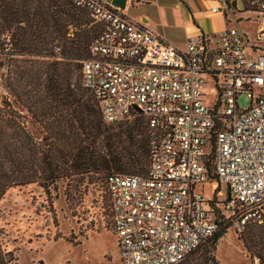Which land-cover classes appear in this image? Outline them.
<instances>
[{
  "label": "built area",
  "instance_id": "1",
  "mask_svg": "<svg viewBox=\"0 0 264 264\" xmlns=\"http://www.w3.org/2000/svg\"><path fill=\"white\" fill-rule=\"evenodd\" d=\"M71 1L101 26L80 72L103 122L142 115L150 140L146 171L108 173L105 198L96 195L82 227L70 233L110 232L120 264H178L215 232L214 208L238 233L264 221V56L252 55L247 35L229 26L233 0H212L224 28L189 38L185 49L108 1ZM243 3L264 40V0ZM206 76L218 94L212 104L204 102ZM240 94L249 100L245 108ZM209 162L217 180L209 179ZM206 182L209 200L198 190ZM221 184L226 198L218 201Z\"/></svg>",
  "mask_w": 264,
  "mask_h": 264
},
{
  "label": "trees",
  "instance_id": "2",
  "mask_svg": "<svg viewBox=\"0 0 264 264\" xmlns=\"http://www.w3.org/2000/svg\"><path fill=\"white\" fill-rule=\"evenodd\" d=\"M95 24L71 0H0V79L7 92L0 96V200L10 187L33 182L48 192L58 180L76 175L101 173L104 179L111 172L146 171L145 118L106 124L82 84L81 61L101 30ZM207 166L209 179L217 180L212 162ZM214 210L217 228L204 243L213 249L230 227ZM240 240L250 264H264V221L247 226ZM14 259L0 227V264ZM208 259L218 264L212 253Z\"/></svg>",
  "mask_w": 264,
  "mask_h": 264
},
{
  "label": "rangeland",
  "instance_id": "3",
  "mask_svg": "<svg viewBox=\"0 0 264 264\" xmlns=\"http://www.w3.org/2000/svg\"><path fill=\"white\" fill-rule=\"evenodd\" d=\"M232 10H226L229 26L247 35L248 42L245 43L252 55L264 56V40L256 38L259 26L256 17L246 10ZM253 46L258 49L253 50ZM2 71L6 73L7 68ZM205 78L204 102L212 104L218 94L212 79ZM2 94L7 92L0 79V96ZM237 104L247 107V96L240 94ZM38 136L41 137V134L38 133ZM205 148L207 150L208 145ZM198 190L203 191L205 200L212 198L210 182L199 183ZM220 191L221 194L216 193V199L223 201L226 198L224 184L220 185ZM101 194L105 198L101 173L60 179L54 187L50 186L48 192L36 182L10 187L0 200V227L3 229L4 247L15 255L11 264H120L110 232L100 230L76 235L69 231L71 226L82 227L83 214L89 211L88 205L95 207V197ZM243 234L228 227L214 249L204 244L183 262L191 260L192 264H212L208 259L212 253L218 264H250L240 240ZM205 247L209 252L203 254Z\"/></svg>",
  "mask_w": 264,
  "mask_h": 264
},
{
  "label": "crops",
  "instance_id": "4",
  "mask_svg": "<svg viewBox=\"0 0 264 264\" xmlns=\"http://www.w3.org/2000/svg\"><path fill=\"white\" fill-rule=\"evenodd\" d=\"M213 4L212 0H125L122 10L164 40L185 49L189 38L216 35L224 28L226 17L211 12Z\"/></svg>",
  "mask_w": 264,
  "mask_h": 264
},
{
  "label": "water",
  "instance_id": "5",
  "mask_svg": "<svg viewBox=\"0 0 264 264\" xmlns=\"http://www.w3.org/2000/svg\"><path fill=\"white\" fill-rule=\"evenodd\" d=\"M111 4L118 6L119 8L123 9L125 6V0H112ZM230 7L237 8L238 10H243L244 9L243 0L231 1Z\"/></svg>",
  "mask_w": 264,
  "mask_h": 264
}]
</instances>
